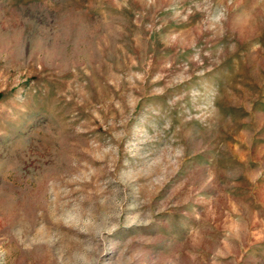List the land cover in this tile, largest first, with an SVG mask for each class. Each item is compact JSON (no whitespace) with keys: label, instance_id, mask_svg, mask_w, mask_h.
<instances>
[{"label":"rangeland","instance_id":"374dc122","mask_svg":"<svg viewBox=\"0 0 264 264\" xmlns=\"http://www.w3.org/2000/svg\"><path fill=\"white\" fill-rule=\"evenodd\" d=\"M0 264H264V0H0Z\"/></svg>","mask_w":264,"mask_h":264}]
</instances>
